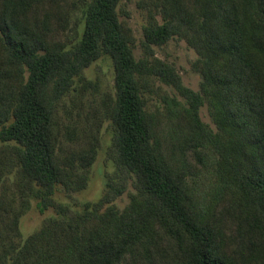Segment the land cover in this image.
I'll use <instances>...</instances> for the list:
<instances>
[{
	"label": "trees",
	"instance_id": "16d2710c",
	"mask_svg": "<svg viewBox=\"0 0 264 264\" xmlns=\"http://www.w3.org/2000/svg\"><path fill=\"white\" fill-rule=\"evenodd\" d=\"M122 1L92 0L69 48L56 36L66 21L58 0H0V144L17 150L23 179L39 186V211L55 206L59 186L87 185L96 145L66 162L54 124L77 78L104 56L115 69L109 118L120 174L98 202L45 223L0 264H159L157 236L171 264H264V0H156L139 58ZM175 38L198 54L197 91L154 55ZM152 80L182 100L167 96L165 113L151 112ZM205 105L216 130L202 119ZM131 178L138 196L104 209Z\"/></svg>",
	"mask_w": 264,
	"mask_h": 264
},
{
	"label": "rangeland",
	"instance_id": "374dc122",
	"mask_svg": "<svg viewBox=\"0 0 264 264\" xmlns=\"http://www.w3.org/2000/svg\"><path fill=\"white\" fill-rule=\"evenodd\" d=\"M91 1L58 0L66 21L63 27L58 28L56 36L68 43L69 48L80 41L85 13ZM155 1L123 0L121 3V19L131 27L137 40L135 54L138 58L146 56L142 45L144 27L149 24L151 13L155 12ZM156 18L161 19V16L157 14ZM154 55L174 66L186 86L196 91L200 89L201 75L194 69L198 54L186 40L172 39L162 47H155ZM114 77L112 59L104 56L77 78L75 88L60 102L54 128L59 139L58 152L63 160L72 162L80 150L92 144L97 147V157L86 169V187L67 193L59 186L54 196L55 206L46 212L42 213L37 208L39 186L24 180L20 173L17 150L10 145L0 144V173L3 171L0 174V259L10 258L17 248L19 251L26 239L38 232L45 223L67 219L71 212H81L86 202H98L108 190L106 182L119 179L120 174L114 162V129L109 118V108L115 96ZM167 96H177L182 100L172 86L159 80L150 81L145 88L151 112L159 110L165 113L164 99ZM201 116L213 130L217 129L206 105L201 109ZM206 175L211 176L208 173ZM137 194L134 178H131L125 193L104 209L116 205L123 210ZM152 248L163 254L159 258L157 251L159 264H171L172 251L159 236L155 237V246Z\"/></svg>",
	"mask_w": 264,
	"mask_h": 264
}]
</instances>
